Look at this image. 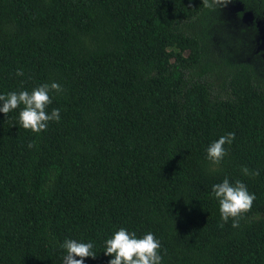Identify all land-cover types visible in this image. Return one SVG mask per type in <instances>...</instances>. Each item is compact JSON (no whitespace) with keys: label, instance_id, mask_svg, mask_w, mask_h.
<instances>
[{"label":"trees","instance_id":"trees-1","mask_svg":"<svg viewBox=\"0 0 264 264\" xmlns=\"http://www.w3.org/2000/svg\"><path fill=\"white\" fill-rule=\"evenodd\" d=\"M224 2L0 0V93L62 87L44 131L0 113V264H62L65 239L108 264L121 227L151 231L162 264H264V67ZM232 2L264 19V0ZM225 177L255 194L235 228L210 195Z\"/></svg>","mask_w":264,"mask_h":264},{"label":"clouds","instance_id":"clouds-1","mask_svg":"<svg viewBox=\"0 0 264 264\" xmlns=\"http://www.w3.org/2000/svg\"><path fill=\"white\" fill-rule=\"evenodd\" d=\"M18 76L22 70H17ZM60 93L62 87L53 81L50 84H41L31 91H10L7 94L0 93V113L8 114L22 106L18 113L19 126L26 130L39 133L46 130L49 121L60 120V108H52L50 112L45 109L51 104V92ZM235 138V133L228 132L212 141L206 148V159L212 164H218L226 155L225 144L230 145ZM33 147L32 143L28 144ZM246 176H255L257 171H250L247 167L241 168ZM213 196L219 204V214L225 223L232 218V227H238L240 215L251 208L255 194L248 191L247 186L240 180L230 183L225 177L221 182L215 183L211 188ZM93 242H81L76 239H65L60 247L64 250L62 264H85L84 258H94ZM161 244L154 234L149 231L142 236L129 231L124 227L114 231L105 239L103 253L110 257L108 264H162L160 254ZM79 257V259H77Z\"/></svg>","mask_w":264,"mask_h":264},{"label":"rangeland","instance_id":"rangeland-1","mask_svg":"<svg viewBox=\"0 0 264 264\" xmlns=\"http://www.w3.org/2000/svg\"><path fill=\"white\" fill-rule=\"evenodd\" d=\"M221 13V18L224 21H232L234 27L237 29V33L240 30L244 29L253 36V40L250 41L252 45L248 47V53H250L249 57L246 56L244 60L247 62L255 61L259 62V59H262V63L259 62V66L264 67V19L260 18L256 20V18L251 14L247 13L242 17H239L241 13V7L238 4L232 2V0H225L222 5V8L219 10ZM254 22V23H253ZM256 23V24H255ZM239 26V29L237 28ZM255 26L257 30H255ZM249 34H246L248 36Z\"/></svg>","mask_w":264,"mask_h":264}]
</instances>
